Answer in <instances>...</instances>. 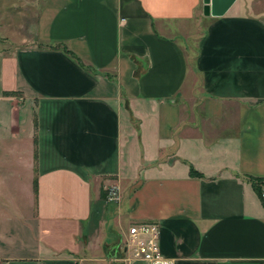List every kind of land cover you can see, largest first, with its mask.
<instances>
[{
  "label": "crops",
  "instance_id": "crops-1",
  "mask_svg": "<svg viewBox=\"0 0 264 264\" xmlns=\"http://www.w3.org/2000/svg\"><path fill=\"white\" fill-rule=\"evenodd\" d=\"M203 8L46 0L45 46L4 72L33 107L3 141L8 156L27 140L4 171L32 206L0 218V264H123L128 229L149 223L176 264H264V0Z\"/></svg>",
  "mask_w": 264,
  "mask_h": 264
},
{
  "label": "rangeland",
  "instance_id": "rangeland-1",
  "mask_svg": "<svg viewBox=\"0 0 264 264\" xmlns=\"http://www.w3.org/2000/svg\"><path fill=\"white\" fill-rule=\"evenodd\" d=\"M45 2L46 0H0V218L19 215L21 211L24 212L32 206V196H28L26 178L22 181L6 179L4 171L11 162H14L13 167L19 166L16 165V158L19 151L27 152V140L20 145L6 140L9 147H12L8 156L3 141L4 138H9L8 132L16 134L18 121L20 125L25 124L24 121H27L33 107L25 102L20 93L13 92L8 89L7 84L4 85V72L10 68V60L18 50L45 46L37 39L36 31ZM186 43L189 45L188 41ZM8 93L11 95H7ZM26 127L27 130L28 126ZM107 195L108 191L106 198Z\"/></svg>",
  "mask_w": 264,
  "mask_h": 264
},
{
  "label": "built area",
  "instance_id": "built-area-1",
  "mask_svg": "<svg viewBox=\"0 0 264 264\" xmlns=\"http://www.w3.org/2000/svg\"><path fill=\"white\" fill-rule=\"evenodd\" d=\"M107 200L117 202L120 193L117 187L109 188ZM161 227L155 223L132 225L124 243L126 256L123 264H176L161 250Z\"/></svg>",
  "mask_w": 264,
  "mask_h": 264
},
{
  "label": "water",
  "instance_id": "water-1",
  "mask_svg": "<svg viewBox=\"0 0 264 264\" xmlns=\"http://www.w3.org/2000/svg\"><path fill=\"white\" fill-rule=\"evenodd\" d=\"M203 13L205 16H221L223 12L232 4L233 0H203Z\"/></svg>",
  "mask_w": 264,
  "mask_h": 264
},
{
  "label": "trees",
  "instance_id": "trees-1",
  "mask_svg": "<svg viewBox=\"0 0 264 264\" xmlns=\"http://www.w3.org/2000/svg\"><path fill=\"white\" fill-rule=\"evenodd\" d=\"M7 95H11L10 93H8ZM192 174L194 176H199V174L192 172ZM250 180L252 181L255 190L257 192V195L259 196V198L262 200L263 204H264V179L262 178H250ZM35 192H37V182L35 181ZM103 200H106V192H103Z\"/></svg>",
  "mask_w": 264,
  "mask_h": 264
}]
</instances>
